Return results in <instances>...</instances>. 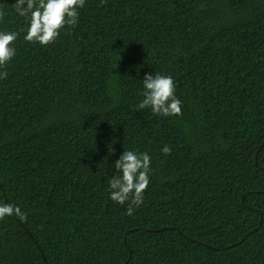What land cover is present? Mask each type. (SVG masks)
Segmentation results:
<instances>
[{
  "label": "trees",
  "instance_id": "trees-1",
  "mask_svg": "<svg viewBox=\"0 0 264 264\" xmlns=\"http://www.w3.org/2000/svg\"><path fill=\"white\" fill-rule=\"evenodd\" d=\"M15 3L0 204L27 219L0 220V264H264V0H86L49 46ZM148 73L182 115L137 109ZM125 149L151 156L131 216L108 183Z\"/></svg>",
  "mask_w": 264,
  "mask_h": 264
},
{
  "label": "clouds",
  "instance_id": "clouds-1",
  "mask_svg": "<svg viewBox=\"0 0 264 264\" xmlns=\"http://www.w3.org/2000/svg\"><path fill=\"white\" fill-rule=\"evenodd\" d=\"M107 0H100L103 6ZM86 0H16L15 12L27 19L28 26L24 40L42 46L55 44L61 31L66 27H76L79 21V9L85 7ZM5 11L0 8V21L5 17ZM19 33L16 31H0V79H7V65L16 56L14 42ZM143 99L137 109L150 108L158 116L182 115V101L176 95L175 80L171 75L160 73L145 74L143 78ZM171 148L165 145L162 149L164 155L171 154ZM118 176L112 177L110 186V199L117 204L128 202L127 215L134 214L136 208L144 202V193L149 187L151 156L147 152L126 150L114 164ZM17 216L26 220L27 216L22 210L11 203L0 204V220L8 216Z\"/></svg>",
  "mask_w": 264,
  "mask_h": 264
}]
</instances>
